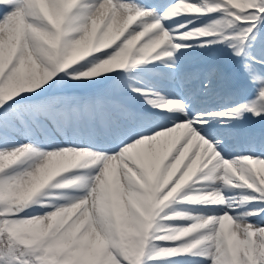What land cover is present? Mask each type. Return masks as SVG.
<instances>
[{
  "label": "snow or ice",
  "instance_id": "1",
  "mask_svg": "<svg viewBox=\"0 0 264 264\" xmlns=\"http://www.w3.org/2000/svg\"><path fill=\"white\" fill-rule=\"evenodd\" d=\"M0 264H264V0H0Z\"/></svg>",
  "mask_w": 264,
  "mask_h": 264
}]
</instances>
